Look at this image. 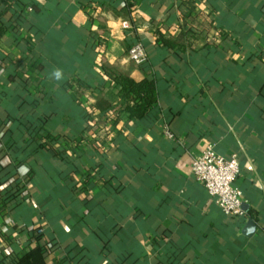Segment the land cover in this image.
<instances>
[{"label":"crops","instance_id":"0c3cea01","mask_svg":"<svg viewBox=\"0 0 264 264\" xmlns=\"http://www.w3.org/2000/svg\"><path fill=\"white\" fill-rule=\"evenodd\" d=\"M0 22V168L24 184L0 264L47 241L38 264H264V0H0ZM103 65L156 78L148 116ZM209 143L238 155L243 217L192 176Z\"/></svg>","mask_w":264,"mask_h":264},{"label":"trees","instance_id":"16d2710c","mask_svg":"<svg viewBox=\"0 0 264 264\" xmlns=\"http://www.w3.org/2000/svg\"><path fill=\"white\" fill-rule=\"evenodd\" d=\"M35 7V6H34ZM6 30L4 22H0V37ZM165 46H172L173 41L169 38H159L158 43ZM147 56L150 50L147 45H143ZM103 71L112 81L119 86L117 95L118 102L123 109L128 113L129 117L136 119H143L148 116L151 107L158 100V85L155 77L148 78L144 76L140 80H136L127 72L115 66L103 65ZM96 108L103 110L110 107V102L104 99L96 103ZM0 151V158L3 156ZM14 169L7 166L0 168V198L1 203L7 208L8 212H14L18 197L21 194L24 184L18 181L17 174L12 173ZM27 177L24 178V180ZM37 232H33V236H37ZM54 246L53 242L47 241L46 243H38L37 246L32 248L29 252L22 255L17 259L15 264H38V260L45 258L50 249ZM45 264V263H40Z\"/></svg>","mask_w":264,"mask_h":264},{"label":"built area","instance_id":"2783aa9c","mask_svg":"<svg viewBox=\"0 0 264 264\" xmlns=\"http://www.w3.org/2000/svg\"><path fill=\"white\" fill-rule=\"evenodd\" d=\"M124 29H131L129 21H122ZM127 59L135 64L147 62V52L140 41L134 40L127 51ZM171 137L170 132L166 131ZM191 172L193 178L200 182L212 202L228 217H243V196L236 184L240 173L238 155L219 154L214 144H207L199 154L192 157ZM40 231V230H39Z\"/></svg>","mask_w":264,"mask_h":264},{"label":"water","instance_id":"95a60500","mask_svg":"<svg viewBox=\"0 0 264 264\" xmlns=\"http://www.w3.org/2000/svg\"><path fill=\"white\" fill-rule=\"evenodd\" d=\"M255 224L252 220H249L248 223L246 224L245 231H247V235L251 234L255 230Z\"/></svg>","mask_w":264,"mask_h":264},{"label":"clouds","instance_id":"9594fccd","mask_svg":"<svg viewBox=\"0 0 264 264\" xmlns=\"http://www.w3.org/2000/svg\"><path fill=\"white\" fill-rule=\"evenodd\" d=\"M54 76H55V78H56L57 80H59V79L61 78V76H62L61 71H59V70L55 71V72H54Z\"/></svg>","mask_w":264,"mask_h":264}]
</instances>
